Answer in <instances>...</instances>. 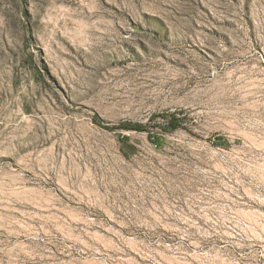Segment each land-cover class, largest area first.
Returning <instances> with one entry per match:
<instances>
[{
    "label": "rangeland",
    "instance_id": "obj_1",
    "mask_svg": "<svg viewBox=\"0 0 264 264\" xmlns=\"http://www.w3.org/2000/svg\"><path fill=\"white\" fill-rule=\"evenodd\" d=\"M0 264H264V0H0Z\"/></svg>",
    "mask_w": 264,
    "mask_h": 264
}]
</instances>
